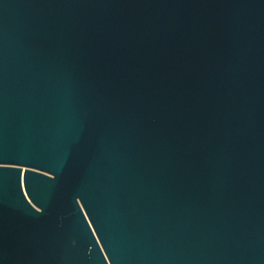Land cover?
Wrapping results in <instances>:
<instances>
[{
  "label": "water",
  "instance_id": "95a60500",
  "mask_svg": "<svg viewBox=\"0 0 264 264\" xmlns=\"http://www.w3.org/2000/svg\"><path fill=\"white\" fill-rule=\"evenodd\" d=\"M0 264H264V0H0Z\"/></svg>",
  "mask_w": 264,
  "mask_h": 264
}]
</instances>
